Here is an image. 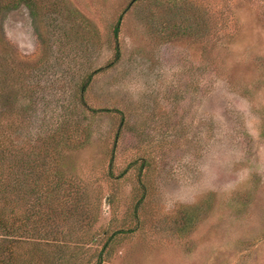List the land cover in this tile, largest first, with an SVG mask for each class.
<instances>
[{
  "label": "rangeland",
  "instance_id": "374dc122",
  "mask_svg": "<svg viewBox=\"0 0 264 264\" xmlns=\"http://www.w3.org/2000/svg\"><path fill=\"white\" fill-rule=\"evenodd\" d=\"M6 123L60 170L14 264H264V0L5 9Z\"/></svg>",
  "mask_w": 264,
  "mask_h": 264
},
{
  "label": "trees",
  "instance_id": "16d2710c",
  "mask_svg": "<svg viewBox=\"0 0 264 264\" xmlns=\"http://www.w3.org/2000/svg\"><path fill=\"white\" fill-rule=\"evenodd\" d=\"M19 3L32 7L35 0H0V12L5 9H14ZM118 32L119 27L117 26L115 34L118 35ZM91 78L90 75L82 86L83 94ZM4 80L7 82L6 78ZM63 127L68 129L67 126ZM61 132L62 128H58V133L56 131L55 134L58 136ZM13 139L6 123L0 131V264L15 263L19 250H24L21 247L27 240L25 235L39 232V220L46 215L45 209H42L45 204L43 203L44 194L58 192L59 188L58 179L53 181L49 179V175H45L50 170V163L53 164L56 173H60L59 161L53 156L55 149L42 151L40 148L37 151L36 147H33V152L30 154L24 150L26 141L16 143ZM41 140L37 138L35 142L32 139L34 144ZM56 163L58 166H55ZM56 173H54L55 176ZM45 187L48 189H44ZM32 194L36 196V200L34 204H28L27 196ZM54 213L63 215L64 212L59 214L57 209H54ZM61 235L64 237L65 233L62 232Z\"/></svg>",
  "mask_w": 264,
  "mask_h": 264
}]
</instances>
